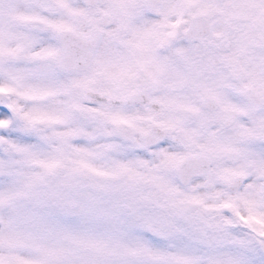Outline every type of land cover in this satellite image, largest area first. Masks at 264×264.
<instances>
[{
  "label": "snow or ice",
  "instance_id": "snow-or-ice-1",
  "mask_svg": "<svg viewBox=\"0 0 264 264\" xmlns=\"http://www.w3.org/2000/svg\"><path fill=\"white\" fill-rule=\"evenodd\" d=\"M0 264H264V0H0Z\"/></svg>",
  "mask_w": 264,
  "mask_h": 264
}]
</instances>
